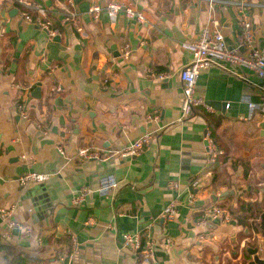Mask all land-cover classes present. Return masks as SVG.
I'll return each mask as SVG.
<instances>
[{"label":"crops","instance_id":"0c3cea01","mask_svg":"<svg viewBox=\"0 0 264 264\" xmlns=\"http://www.w3.org/2000/svg\"><path fill=\"white\" fill-rule=\"evenodd\" d=\"M19 1L0 4V208L13 207L0 213V243L19 250L24 264H250L248 246L263 257V233L238 215L242 204L264 211V114L248 106L261 101L264 79L230 63L203 69L197 90L213 110L198 107L183 119L180 72L192 60L182 43L217 24L236 47L243 15L264 50V0H118L144 21L124 10L114 21L105 9L98 19L89 12L111 0ZM24 13L51 20L56 33ZM146 131L155 138L139 155L114 154ZM207 132L229 152L211 175ZM86 146L102 157L80 158ZM30 171L51 177L20 184ZM31 190L47 195L51 210L39 211ZM212 205L231 218L204 220ZM124 232L152 240L153 257L123 246Z\"/></svg>","mask_w":264,"mask_h":264},{"label":"built area","instance_id":"2783aa9c","mask_svg":"<svg viewBox=\"0 0 264 264\" xmlns=\"http://www.w3.org/2000/svg\"><path fill=\"white\" fill-rule=\"evenodd\" d=\"M71 0H66L67 5H69ZM3 0H0V4ZM20 3L30 5L29 2L20 0ZM211 3L214 0H210ZM106 10L109 18L114 21L119 12L125 11L126 15L130 18H136L139 21H144L145 16L141 11H138L132 5H125L118 0H111L106 7H102L99 3H94L90 6L89 12L93 14L95 19L100 17L102 10ZM39 13H44L41 8ZM25 17L37 23L39 26L47 29L51 34H55L56 31L52 29V21L49 19H43L40 17L33 19L30 15L24 13ZM66 19L70 21L75 28L82 32L83 28L79 24V17L76 12L68 9ZM242 25V41L236 47H231L225 38L224 33L215 24L214 28L204 30L201 35L192 41H186L182 43V47L192 54L191 62L184 67L180 72V77L183 82V96L181 103L182 118H187L192 115L194 110L198 107H204L208 111H212V105L208 104L203 96L198 93L197 82L201 74V71L206 68H211L214 66H220L223 63H230L233 65H238L252 70L257 76L264 79V50L260 49L255 42V35L253 31L252 22L247 18L246 15L241 17ZM123 56L128 58L130 56L129 47H124ZM163 78L164 75H160ZM230 103L226 104L228 108ZM250 109H258L260 113L264 114V91L261 97V101L249 102ZM155 131H146L142 133L137 139L128 143L122 149L115 151V155L122 158H129L139 155L145 146L149 145L155 138ZM205 139L207 141V174L211 175L214 166L217 164L219 157L223 154V150L219 149L214 138L210 132H207ZM61 153L64 151L60 149ZM78 156L82 159H100L102 157L101 152L94 147L86 146L82 147L78 151ZM51 177L48 173L39 172H25L19 178L18 181L22 185L29 184H40L44 183ZM115 183L106 185L105 188H110ZM196 186V184H194ZM190 199L193 200L195 194L194 192L189 193ZM82 199V195L75 198V203H79ZM175 203L171 202L167 207H165L163 212V217L165 219H172L174 215ZM13 212V207L10 209L0 208V213L9 216ZM203 219L217 220L220 222L228 221L231 218L229 212L219 206L212 205L204 207L202 209ZM203 220V221H204ZM9 227H17L18 223L15 220H9ZM123 246L130 248L135 251H139L143 247L142 236L137 232H124L123 233ZM145 255L147 258H151L154 255V242L150 239L146 241L145 245Z\"/></svg>","mask_w":264,"mask_h":264},{"label":"trees","instance_id":"16d2710c","mask_svg":"<svg viewBox=\"0 0 264 264\" xmlns=\"http://www.w3.org/2000/svg\"><path fill=\"white\" fill-rule=\"evenodd\" d=\"M19 5V4H18ZM212 137L213 132H211ZM215 140V139H214ZM216 142V140H215ZM219 149L223 150L225 147H223L222 144H219L218 141L216 142ZM229 158V152L225 149L223 150V154L219 157L218 163L226 162ZM216 172V171H215ZM215 174V173H214ZM217 174H215L214 177H216ZM247 206L245 204L240 205V212L241 214L238 215V222L240 225L244 227H249L251 230L254 229L258 233H264V211L259 210V213L257 215L254 214L253 208L250 206V210L246 208ZM252 219V222L250 221ZM244 235L241 234V237ZM143 247L141 251L145 250L146 245V238H142ZM0 252L8 255L6 259L3 260L2 264H24L23 257L21 255V252L17 250L15 247L11 245H4L0 243ZM25 258V257H24ZM218 264V263H217ZM220 264V263H219Z\"/></svg>","mask_w":264,"mask_h":264},{"label":"water","instance_id":"95a60500","mask_svg":"<svg viewBox=\"0 0 264 264\" xmlns=\"http://www.w3.org/2000/svg\"><path fill=\"white\" fill-rule=\"evenodd\" d=\"M15 11V10H14ZM40 88L38 87L36 89V91H39ZM210 105H213L211 103H208ZM225 106V104H224ZM262 127L264 128V123L262 124ZM39 190H41V192L43 193V190H42V186L41 185H38L35 187V191L38 193ZM42 193H39L38 196H34L33 194V190L30 191V194H32L33 197V201H35V207L38 208V210L40 211L41 209H47L50 207V200L48 198L47 195L45 194H42ZM224 196V195H223ZM223 196H214V201H217V200H221L223 198ZM49 210H51L49 208ZM263 236H264V233H263ZM263 248H264V238H263ZM260 247L256 246V247H247V252L253 256V260L250 262V264H264V256L261 257L260 255Z\"/></svg>","mask_w":264,"mask_h":264},{"label":"rangeland","instance_id":"374dc122","mask_svg":"<svg viewBox=\"0 0 264 264\" xmlns=\"http://www.w3.org/2000/svg\"><path fill=\"white\" fill-rule=\"evenodd\" d=\"M2 262V257L0 258V263Z\"/></svg>","mask_w":264,"mask_h":264}]
</instances>
